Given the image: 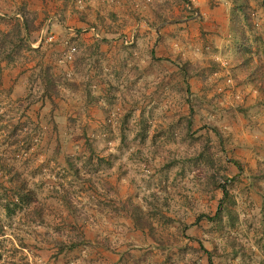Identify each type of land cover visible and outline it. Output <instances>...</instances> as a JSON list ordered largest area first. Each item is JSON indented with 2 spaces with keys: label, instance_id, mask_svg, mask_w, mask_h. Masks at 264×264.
Instances as JSON below:
<instances>
[{
  "label": "rangeland",
  "instance_id": "374dc122",
  "mask_svg": "<svg viewBox=\"0 0 264 264\" xmlns=\"http://www.w3.org/2000/svg\"><path fill=\"white\" fill-rule=\"evenodd\" d=\"M5 32L0 264H264V0H0Z\"/></svg>",
  "mask_w": 264,
  "mask_h": 264
},
{
  "label": "trees",
  "instance_id": "16d2710c",
  "mask_svg": "<svg viewBox=\"0 0 264 264\" xmlns=\"http://www.w3.org/2000/svg\"><path fill=\"white\" fill-rule=\"evenodd\" d=\"M28 13L27 12H22L21 13V16H22V20L20 19H16L17 22H16V34H17V40H18V46L17 47H23V46H27L29 48V50L31 51H34L35 49H31L32 47H30V45L26 44L27 43V39L25 38V34H29V20H28ZM8 38H9V33L8 32H5V33H2L1 36H0V63L1 61L3 60H6V61H10L12 60V58L14 57L13 55H11V53H9V51L6 49V45L5 43L8 41ZM244 63V68H246L248 71H250V76L251 78H255L254 76H258V77H261V73L259 71H256L255 72V68H252V66L250 67H247ZM256 73V75H255ZM264 79V78H263ZM54 86V85H52ZM55 89V87H54ZM15 185H12V188H13V191L15 192V195H14V198L12 199L14 202V199H17V202L18 203H23L24 201H26L25 199L28 198L29 196V193H31L30 189H27L26 188V185L25 183L23 182L22 179H19L17 178L15 183ZM221 190H222V194L223 196H226L227 194V190L225 189V187L223 185H221ZM62 202L64 203V205L67 207L69 213L72 215V217L79 221V216L76 215V212H75V206L74 204L72 203L71 199L69 196L67 195H62ZM7 208H9L8 205H5ZM138 206V205H137ZM136 206V207H137ZM126 212H129L131 209H129V207H125L124 208ZM135 209V208H134ZM131 216H132V220H133V223L136 227L138 228H144L146 224H150L149 221H146V219H142V215L140 213V209H138V211H133L132 209V213H131ZM154 241H158L157 238H155V236L152 237ZM79 243L81 242V240H75V241H70V244H62L60 245V247L58 248V250L62 251L64 250L65 247L67 248H73L75 247L76 245H73L71 243ZM66 249V248H65ZM204 250V248L202 249ZM0 257H1V253H0ZM10 264H17L16 262H13V263H10ZM208 264H211V261L208 262Z\"/></svg>",
  "mask_w": 264,
  "mask_h": 264
}]
</instances>
